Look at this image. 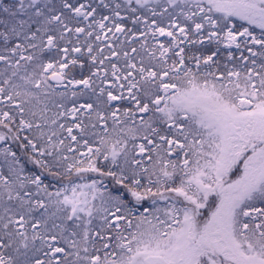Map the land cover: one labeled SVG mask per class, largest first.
<instances>
[{
	"label": "snow or ice",
	"instance_id": "1",
	"mask_svg": "<svg viewBox=\"0 0 264 264\" xmlns=\"http://www.w3.org/2000/svg\"><path fill=\"white\" fill-rule=\"evenodd\" d=\"M0 264H264V0H0Z\"/></svg>",
	"mask_w": 264,
	"mask_h": 264
}]
</instances>
